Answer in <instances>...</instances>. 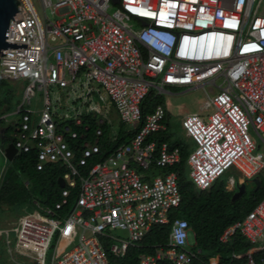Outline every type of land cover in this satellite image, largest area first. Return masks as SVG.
Returning <instances> with one entry per match:
<instances>
[{
    "label": "built area",
    "instance_id": "built-area-1",
    "mask_svg": "<svg viewBox=\"0 0 264 264\" xmlns=\"http://www.w3.org/2000/svg\"><path fill=\"white\" fill-rule=\"evenodd\" d=\"M17 1L7 42L27 48L2 51L7 56L0 57V78L23 83V96L14 113L0 116V131L2 122L15 127L10 136L17 155L35 152L38 171L49 165L64 170L55 209L37 204L42 213H27L14 227L21 257L36 264H109L107 240L110 253L124 257L154 227L171 222L170 213L181 203L180 172L153 176L151 171L178 166L181 149L149 140L167 128L162 104L143 120L152 91L154 97L171 90L207 94L213 113L207 118L192 113L182 121L193 144L188 176L198 189H209L233 168L247 180L263 173L264 153H254L250 131L264 143V0H120L121 10L111 0H39L44 20L33 0ZM47 9L57 20L47 18ZM95 83L129 130L141 126L105 159L101 127L94 137L86 134L88 126L82 135L74 129L83 126L85 116L105 123L99 117L104 113L89 103ZM54 87L74 95L80 88L77 100L84 97L85 111L73 108V116L57 122L49 90ZM36 90L43 93L42 109L30 107ZM113 132L111 143L118 134ZM3 177L4 172L0 185ZM229 181L235 184L234 177ZM115 230L128 232V238ZM189 231L186 220L175 219L167 247L141 256V263L190 264L196 254ZM236 232L252 245L264 241V199L221 241ZM77 235L76 246L57 255L54 239ZM246 264H264V259L250 257Z\"/></svg>",
    "mask_w": 264,
    "mask_h": 264
},
{
    "label": "trees",
    "instance_id": "trees-1",
    "mask_svg": "<svg viewBox=\"0 0 264 264\" xmlns=\"http://www.w3.org/2000/svg\"><path fill=\"white\" fill-rule=\"evenodd\" d=\"M18 83L21 82L0 78V116L14 112L21 102L18 100L17 104L13 103L14 99L19 96V91H22L23 96L24 84L22 83L19 90H16L15 86ZM159 104L164 105L162 98L154 97L152 91L143 104V120ZM168 118L167 114L165 120L167 126ZM4 123H1L2 126ZM70 124L73 125V123ZM85 126L89 128L86 133L88 137H94L98 127L103 129L104 134L100 139L103 149L102 159H105L116 147L128 143L141 127L129 130L120 121L116 128L117 139L111 143L115 128L108 122L100 126L97 118L85 116L83 126H74V129L82 135ZM14 130L15 127L9 124L5 128V133L1 136V144L4 148L13 143V138L10 135ZM149 140L156 141L158 144L167 141L180 147V164L160 169L159 175L172 171L180 172L181 203L170 213L171 222L168 225L154 227L141 242L136 246H131L124 257H117L110 253V244L107 240L104 244L109 264H142L141 256H155L157 251L167 247L172 222L175 219L186 220L194 235L195 243L191 246V251L196 254V257L190 264H246L250 257L255 262L264 259V241L252 245L239 232H236L228 242L221 241V237L227 229L244 220L264 199V171L258 176V182L249 181L246 178L242 181L240 177L236 178L231 173L223 175L209 189L201 190L186 175L187 161L193 147L190 141L183 137L179 140L173 139L168 128L153 134ZM63 174L64 170L59 165H49L44 170L38 171L35 152L18 154L6 167L0 185V216L10 212L15 216L17 214L19 218L24 210L33 212L40 208L55 209L63 190L58 181ZM231 176L235 178L233 188L228 184ZM258 183L260 187L256 190ZM250 184L253 187L249 191ZM242 185H245L244 191H241ZM70 210L71 207L68 206L63 214ZM155 264L174 263L167 259H158Z\"/></svg>",
    "mask_w": 264,
    "mask_h": 264
},
{
    "label": "rangeland",
    "instance_id": "rangeland-1",
    "mask_svg": "<svg viewBox=\"0 0 264 264\" xmlns=\"http://www.w3.org/2000/svg\"><path fill=\"white\" fill-rule=\"evenodd\" d=\"M33 2L40 16L44 20L45 13L40 1L33 0ZM114 10L115 8L113 7L109 10V13H113ZM46 16L51 21L57 20V17L51 13V9L46 10ZM51 44L55 43L51 42ZM21 84L22 83H18V85L15 86L16 90H19ZM93 87L97 89V91L90 97L89 103L93 106L98 107V109H100L101 112L104 113V115L99 116L101 119H103L105 122H108L115 129L118 128L120 118L113 104L109 100L106 91L103 89V87L96 83L93 84ZM49 90L50 97L52 100L51 108L57 115L55 119L57 122H60L61 117H64L66 115L73 116L75 114L73 108L76 110L78 108H81L83 109V111H85L86 107L84 105V97H81L82 99L77 100V95L81 96L82 94V90L80 88L77 89L78 93L76 95H74L71 90L63 91L56 87L49 88ZM18 95L19 98L17 97L16 99H14V104H17L18 100H22V91H19ZM42 95L43 93L41 91L36 90L35 97L33 98V103L30 106L31 108L42 109ZM100 97H103L104 100H102ZM160 97L164 102V107L169 117L167 126L168 132L172 134L173 139L175 140H179L181 137L186 138L184 136L185 134L182 128V121L187 115L192 113H198L201 116L207 118L214 111L212 106L210 105L209 99L204 89H198L194 91L171 90L169 91V93H163ZM10 119L15 122L19 120V116H12ZM7 125L8 124L4 123L5 128L7 127ZM250 135L257 146V151H255L254 153H257L259 151L264 153V143L259 139V137L254 133L253 130L250 131ZM5 166V157L2 153H0V175ZM231 173L236 178L240 177V173L234 168L229 170L226 174L229 175ZM140 174L143 173L140 172ZM151 174L153 176H158L159 170L156 169L155 171H151ZM186 175H188V170H186ZM228 184L231 188H233L234 185L231 183V181H229ZM252 187L253 185L250 184L248 186V190L250 191ZM27 213L36 214L42 212L40 209L34 210L33 212L24 210L23 213L19 216V218L17 214L15 216L13 213L10 212H7L4 215L0 216V264H36L35 262H32L27 258L19 257L18 259L15 256V253L13 254V240H15L16 235L14 232V227L18 223V219H20L23 215H26ZM7 231L10 232L6 234ZM113 233L120 238H128V232L126 231L115 230ZM188 241L191 246L195 243L194 235L191 231H189ZM53 243L54 245H57V255H63L64 253L76 246V244L78 243V235L74 236L71 239L65 237L57 239L56 237Z\"/></svg>",
    "mask_w": 264,
    "mask_h": 264
},
{
    "label": "water",
    "instance_id": "water-1",
    "mask_svg": "<svg viewBox=\"0 0 264 264\" xmlns=\"http://www.w3.org/2000/svg\"><path fill=\"white\" fill-rule=\"evenodd\" d=\"M116 8H119L121 10L123 7L120 3V0H111L110 1ZM18 12V1L17 0H0V57L7 56V55H1L3 50H9V49H26L27 45H19V44H13L11 42H7L6 32H8L9 23L11 20H14L13 18L16 16ZM10 57V56H9ZM17 153L16 148L12 144V146H9V148L6 150V156L12 161L10 154ZM59 185L60 187H64V180L62 178H59ZM254 182H258V178H255L253 180ZM260 187L259 183L257 186L258 190ZM245 190V185L241 186V191Z\"/></svg>",
    "mask_w": 264,
    "mask_h": 264
},
{
    "label": "crops",
    "instance_id": "crops-1",
    "mask_svg": "<svg viewBox=\"0 0 264 264\" xmlns=\"http://www.w3.org/2000/svg\"><path fill=\"white\" fill-rule=\"evenodd\" d=\"M5 130V127L4 126H2L1 127V131H0V147H1V149H3V155H4V157H5V160H6V166L3 168V170H2V173L3 172H5V169H6V167L14 160V158L17 156V153L15 152V153H13V154H10V157H11V159H13L12 161L8 158V156H6V150L9 148V146H12V144L13 143H11V144H8L5 148L2 146V144H1V136H3V133L5 132L4 131ZM187 140V139H186ZM240 178H241V180L243 181L244 179H245V177L243 176V175H241L240 174ZM235 179V178H234ZM249 181H252V180H249ZM10 231H7L6 232V234L7 233H9ZM5 234V235H6ZM3 239V238H2ZM1 239V240H2ZM13 242H14V246H13V254L15 253V256L19 259V257H21L20 255H19V253L17 252V249H16V247H15V240H13Z\"/></svg>",
    "mask_w": 264,
    "mask_h": 264
}]
</instances>
